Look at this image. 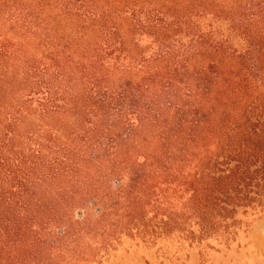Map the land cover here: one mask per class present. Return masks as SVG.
<instances>
[{
	"label": "trees",
	"instance_id": "16d2710c",
	"mask_svg": "<svg viewBox=\"0 0 264 264\" xmlns=\"http://www.w3.org/2000/svg\"><path fill=\"white\" fill-rule=\"evenodd\" d=\"M258 219L264 0H0V264H224Z\"/></svg>",
	"mask_w": 264,
	"mask_h": 264
},
{
	"label": "rangeland",
	"instance_id": "374dc122",
	"mask_svg": "<svg viewBox=\"0 0 264 264\" xmlns=\"http://www.w3.org/2000/svg\"><path fill=\"white\" fill-rule=\"evenodd\" d=\"M246 233L242 241V250L240 252L235 250L224 264H264V219L255 220ZM141 257L146 263L156 264L151 255ZM216 260L218 264H223L218 258Z\"/></svg>",
	"mask_w": 264,
	"mask_h": 264
}]
</instances>
